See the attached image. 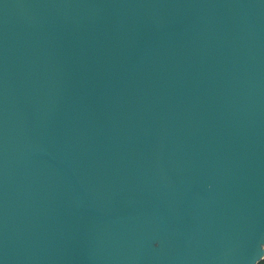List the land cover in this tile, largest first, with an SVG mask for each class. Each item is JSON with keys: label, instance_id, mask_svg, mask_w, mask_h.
Instances as JSON below:
<instances>
[{"label": "water", "instance_id": "water-1", "mask_svg": "<svg viewBox=\"0 0 264 264\" xmlns=\"http://www.w3.org/2000/svg\"><path fill=\"white\" fill-rule=\"evenodd\" d=\"M264 0H0V264H259Z\"/></svg>", "mask_w": 264, "mask_h": 264}, {"label": "built area", "instance_id": "built-area-1", "mask_svg": "<svg viewBox=\"0 0 264 264\" xmlns=\"http://www.w3.org/2000/svg\"><path fill=\"white\" fill-rule=\"evenodd\" d=\"M260 264H264V256L262 257V260H261Z\"/></svg>", "mask_w": 264, "mask_h": 264}, {"label": "trees", "instance_id": "trees-1", "mask_svg": "<svg viewBox=\"0 0 264 264\" xmlns=\"http://www.w3.org/2000/svg\"><path fill=\"white\" fill-rule=\"evenodd\" d=\"M260 263H261V262H260ZM260 263H259V264H260Z\"/></svg>", "mask_w": 264, "mask_h": 264}]
</instances>
